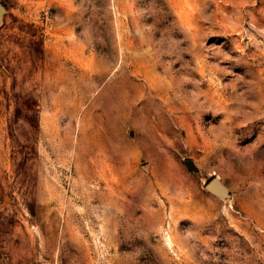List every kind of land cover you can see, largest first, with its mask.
Returning a JSON list of instances; mask_svg holds the SVG:
<instances>
[{
    "label": "rangeland",
    "instance_id": "obj_1",
    "mask_svg": "<svg viewBox=\"0 0 264 264\" xmlns=\"http://www.w3.org/2000/svg\"><path fill=\"white\" fill-rule=\"evenodd\" d=\"M0 4V264H264V0Z\"/></svg>",
    "mask_w": 264,
    "mask_h": 264
},
{
    "label": "water",
    "instance_id": "obj_2",
    "mask_svg": "<svg viewBox=\"0 0 264 264\" xmlns=\"http://www.w3.org/2000/svg\"><path fill=\"white\" fill-rule=\"evenodd\" d=\"M4 11L3 6L0 4V17ZM187 167L193 170H197V167L195 166L194 162L192 160H187L186 161ZM207 189L222 198H228L230 196L229 189L227 186L218 178L214 177L212 180L209 181L207 184Z\"/></svg>",
    "mask_w": 264,
    "mask_h": 264
},
{
    "label": "bare ground",
    "instance_id": "obj_3",
    "mask_svg": "<svg viewBox=\"0 0 264 264\" xmlns=\"http://www.w3.org/2000/svg\"><path fill=\"white\" fill-rule=\"evenodd\" d=\"M119 115V114H118ZM121 115V114H120ZM111 118V117H110ZM103 163V162H102ZM102 165V164H101ZM106 166V165H105Z\"/></svg>",
    "mask_w": 264,
    "mask_h": 264
}]
</instances>
